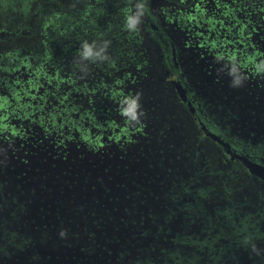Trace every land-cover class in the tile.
<instances>
[{"label": "flooded vegetation", "instance_id": "af4514ba", "mask_svg": "<svg viewBox=\"0 0 264 264\" xmlns=\"http://www.w3.org/2000/svg\"><path fill=\"white\" fill-rule=\"evenodd\" d=\"M68 1L73 5L86 4L83 9L90 13L77 20L70 19L77 31L78 27L82 29L91 27L93 31H101L103 27L100 28L98 25L105 23L97 24L100 21H96L98 17L96 13L112 10L116 2L121 5L119 9L130 4L135 8L137 2V0H49L47 5L56 3L63 7L62 5H68ZM144 3L145 13L138 26L139 44L129 45L131 48L141 47L142 42H146L147 48L152 46L155 59L163 73L164 85L169 89L177 105L185 111L195 131L197 140L193 146L172 156L160 150L155 156L147 150L136 149L134 152L138 140L160 139L164 133L170 131L169 126L157 127L151 136L143 134L142 129L136 131L137 133H127L113 127L112 124L115 122L111 118L108 121L97 119L103 116L101 106L93 110L89 104V110L83 96L78 97L77 100L81 104L77 105L75 99H68L67 93L63 96L54 94L51 92L52 79L41 77L46 86L44 96L39 98V103L36 101L37 106H26L29 113H32L33 110L37 111L40 108V103L44 100L47 102L46 106H43L45 117L36 115L30 119L34 124H23L17 121L13 110L12 112L0 110V184L3 185L4 197L14 195L20 190L16 184L13 186L8 184L9 179H6L5 175L15 176L19 169L16 168L18 165H28L33 161L38 163L37 159L45 158L50 162L74 159L79 162L77 164L78 169L80 167L79 172L82 171L86 159L91 160L93 164H100L103 168H106L107 164L118 165V169L114 168L117 174L112 173V176L122 177L121 174H125L126 177L120 181V184L124 183L125 186L127 184L123 180H134V174L137 172L139 176L144 174V182H137L141 185L134 187V192L130 193L131 198L150 200L157 209L165 199L167 201L163 200L164 207L158 210L173 217L180 215V219H175L174 225L167 223L169 219L165 220L164 225L162 221L157 230L160 241L154 250H151V247L142 250V253L137 254L140 255L139 258L117 253L113 257L110 254V260L104 259L102 263L86 260L92 248H85L83 240L79 244L68 240H81L80 237L84 236L72 233L64 240L66 246L64 248L73 249L76 244L77 253L82 251V254L76 256V252H73L74 262L62 258L60 264H177L170 254L165 255L174 250L185 255L182 264H264V180L253 175L243 161L232 157L236 154L264 165V123L258 121V115L253 111L238 108L235 106L237 104L230 102L231 100L224 94L202 93L188 80L182 56L188 49L187 46L196 41L198 34L194 30L197 25L191 22L184 25L183 22L187 21L193 12L205 7L207 2L144 0ZM2 6L0 3V8ZM163 8L169 14L165 15L162 12ZM60 23L65 24V20H61ZM171 27H175L182 38L172 37L169 33ZM59 36L63 38L58 45L61 52H79L82 42L87 41L90 44L95 42L93 36L87 37L81 31L78 33L73 30ZM102 37L106 41L95 44L101 47L103 42H107L106 52H126L130 49L129 47L114 50L111 47L112 34ZM48 40L50 42V38ZM140 50L146 52L142 47ZM73 69L79 73L81 80L88 81L87 85L93 92L95 90L98 94L104 92L103 96L114 92L115 98H117L115 95L119 94L121 99H127V95L116 89L123 83L115 86L106 85L100 79L94 80V76L88 77L86 72L82 73L81 66L76 65ZM26 106L20 105L18 110L24 112L22 116L29 117L30 114H27L24 108ZM64 122L68 126L67 129L63 127ZM46 124L52 125L51 128L48 129ZM206 131L215 134L220 141L214 140ZM36 165L34 168L40 166ZM39 174L36 175L40 177L39 179L48 178L49 174L50 177L53 175V171L45 169L43 174L40 172ZM1 229L3 230H0V236L7 235L5 230H9L10 233L19 232L16 226ZM9 234L8 237H14ZM193 239H198L199 242ZM6 240L0 244V247L4 244L6 246L0 249V264H46L44 259H49V256L55 257L52 250L58 252L63 250L60 246H53L47 242L48 244L44 246L47 245L49 247L47 249L51 251L39 255L29 250L26 245L11 247L9 243H5ZM15 242L21 244L18 239ZM95 248V252L102 248L106 253H110L104 244ZM162 249L167 250L166 253H162ZM19 253L24 254L21 261H17ZM190 253H193L190 256L193 261L185 263Z\"/></svg>", "mask_w": 264, "mask_h": 264}, {"label": "rangeland", "instance_id": "374dc122", "mask_svg": "<svg viewBox=\"0 0 264 264\" xmlns=\"http://www.w3.org/2000/svg\"><path fill=\"white\" fill-rule=\"evenodd\" d=\"M48 2L0 0L3 5L0 8V110H13L17 121L23 124L31 123L30 119L36 115L45 117L43 106L47 102L44 100L32 113L26 105L37 106L36 101L39 103L46 88L41 77H49L52 79L51 92L62 96L67 93L68 99H75L77 105L81 104L78 97L83 96L89 110V104L93 110L101 106L103 116L96 117L98 120L111 118L115 122L113 127L127 133L142 129L143 134L151 136L157 127L169 126L170 131L160 139L138 140L134 152L147 150L155 156L160 150L172 156L189 150L197 140L195 131L185 111L164 85L152 46L148 49L147 43L142 42L141 47L146 50L142 52L140 46L131 48L129 45L139 44V28L130 33L123 27L124 10L134 11L133 5L119 9L121 5L116 2L118 7L96 13V21H100L97 24L105 23L98 25L103 27L101 31H93L91 27H78L77 31L70 19L89 15L88 10L83 9L86 4L79 6L68 1V5L61 7L56 3L47 5ZM205 2V7L193 12L183 22L184 25L190 22L197 25L194 30L198 34L182 56L188 80L202 93L224 94L230 102L237 104L235 106L253 111L258 115V121L264 123V71L260 70L264 65V0ZM162 12L169 14L165 8ZM61 20H65V24H61ZM73 30L81 31L87 37L93 36L95 43L99 44L106 41L102 35L112 34L111 47L114 50L130 49L126 52L105 51L107 58L102 61H81L78 52H61L58 48L63 39L59 35ZM169 33L176 39L182 38L175 27L169 28ZM78 64L84 68L82 73L94 76V80L100 79L103 84L115 86L123 83L116 89L128 97L135 98L139 93L136 119L123 114L126 104L119 94L115 98L114 92L106 96H103L104 92H93L88 81L81 80L73 69ZM235 80L240 83L234 85ZM20 105L26 106L30 118L22 116L24 112L18 110ZM63 124L67 129V124ZM51 126L46 124L48 129Z\"/></svg>", "mask_w": 264, "mask_h": 264}, {"label": "trees", "instance_id": "16d2710c", "mask_svg": "<svg viewBox=\"0 0 264 264\" xmlns=\"http://www.w3.org/2000/svg\"><path fill=\"white\" fill-rule=\"evenodd\" d=\"M37 160L38 163L33 161L28 165H18L15 176L5 175V178L9 179L6 181L8 184H16L17 189H20L14 195L4 197L3 185L0 184V230L6 226H16L19 231H11V234L9 230H5L7 235L0 236V244L7 239L5 243H9L11 247L26 245L29 250L39 255L51 251L47 249V245L44 246L47 242L60 246L63 250H52L55 257L44 259L46 264H60L62 258L74 262L73 252H76V256L82 254V251L77 253L76 250V244L82 240L85 242V248H92L86 260L102 263L104 259L110 260V254L114 257L116 253L139 258L140 255L137 254L149 247L154 250L160 241L157 230L162 221L164 225L165 220L169 219L167 223L174 225L176 220L180 219V215L173 217L158 210L164 207L165 199L157 209L150 200L131 198L130 193L134 192V187L141 185L137 182H144V174L139 176L137 172L134 174V180H123L127 184L125 186L124 183L120 184L125 174H121L122 177L112 176V173L117 174L114 168L118 169V165L105 163L107 167L103 168L100 164H93L91 160L86 159L82 171L79 172V162L74 159L62 162H50L45 158ZM36 164L40 165L39 168H34ZM45 169L52 170L53 175L50 177L49 174L48 178L42 177L43 179L36 177L40 175L39 172L43 174ZM130 182L131 184H128ZM172 218L174 219L171 221ZM72 233L84 236L80 237L81 240L68 239ZM8 234L14 237H8ZM17 239L21 244L15 242ZM67 239L76 243L75 248H64V240ZM193 240L199 242L198 239ZM195 241L192 242L197 243ZM102 244L109 248L110 253H106L102 248L94 251L95 247ZM5 247L4 244L0 249ZM166 251L162 249L161 252ZM174 251L165 255L170 254L175 263L182 264L185 255L177 252L178 250ZM192 254H188L185 263L193 261L190 258ZM21 259H24L23 253L18 254L17 261Z\"/></svg>", "mask_w": 264, "mask_h": 264}, {"label": "clouds", "instance_id": "9594fccd", "mask_svg": "<svg viewBox=\"0 0 264 264\" xmlns=\"http://www.w3.org/2000/svg\"><path fill=\"white\" fill-rule=\"evenodd\" d=\"M145 13V3L144 0H137L135 4V10L125 9L124 10V24L123 27L129 32H136L139 24L142 21V17ZM107 48V42H104L103 46L97 47L95 42L88 43L84 41L81 43L80 50L78 52L81 61H95V60H105V50ZM77 66H80L79 64ZM83 70V67H81ZM260 70L264 71V65L260 66ZM239 80L234 81V85H238ZM139 93H137L135 98H129L124 101L126 107L122 109L123 114L136 119V109L138 107ZM63 235V233H61Z\"/></svg>", "mask_w": 264, "mask_h": 264}, {"label": "water", "instance_id": "95a60500", "mask_svg": "<svg viewBox=\"0 0 264 264\" xmlns=\"http://www.w3.org/2000/svg\"><path fill=\"white\" fill-rule=\"evenodd\" d=\"M206 133L212 137L214 140L216 141H220V139L213 133L211 132H208L206 131ZM228 152V151H227ZM229 153V152H228ZM232 157L236 158V159H239L241 161L244 162L245 166L249 169V171L261 178L262 180H264V165L263 164H258V163H254V162H251L250 160H248L247 158L243 157V156H240V155H236V154H233Z\"/></svg>", "mask_w": 264, "mask_h": 264}]
</instances>
